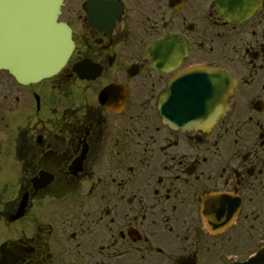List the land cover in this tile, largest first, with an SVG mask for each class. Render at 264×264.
Instances as JSON below:
<instances>
[{"label": "flooded vegetation", "instance_id": "obj_1", "mask_svg": "<svg viewBox=\"0 0 264 264\" xmlns=\"http://www.w3.org/2000/svg\"><path fill=\"white\" fill-rule=\"evenodd\" d=\"M60 19L59 74L0 71V264H264V0H65ZM223 72L222 118L161 115L222 106Z\"/></svg>", "mask_w": 264, "mask_h": 264}, {"label": "water", "instance_id": "obj_2", "mask_svg": "<svg viewBox=\"0 0 264 264\" xmlns=\"http://www.w3.org/2000/svg\"><path fill=\"white\" fill-rule=\"evenodd\" d=\"M62 1L0 0V67L29 82L65 65L74 44L69 27L57 21Z\"/></svg>", "mask_w": 264, "mask_h": 264}]
</instances>
